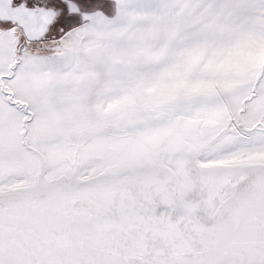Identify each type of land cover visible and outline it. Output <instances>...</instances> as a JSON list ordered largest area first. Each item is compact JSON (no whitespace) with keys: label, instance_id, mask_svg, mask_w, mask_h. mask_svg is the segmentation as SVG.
<instances>
[{"label":"snow or ice","instance_id":"6c2138e0","mask_svg":"<svg viewBox=\"0 0 264 264\" xmlns=\"http://www.w3.org/2000/svg\"><path fill=\"white\" fill-rule=\"evenodd\" d=\"M0 264H264V0H0Z\"/></svg>","mask_w":264,"mask_h":264}]
</instances>
